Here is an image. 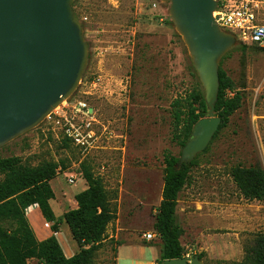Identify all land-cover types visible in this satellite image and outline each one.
<instances>
[{"label": "rangeland", "instance_id": "1", "mask_svg": "<svg viewBox=\"0 0 264 264\" xmlns=\"http://www.w3.org/2000/svg\"><path fill=\"white\" fill-rule=\"evenodd\" d=\"M74 2L89 57L72 95L92 105L107 126L105 133L101 124L95 125L100 147L82 154L59 126L45 118L0 147V157L18 156L30 167L57 164L61 171L54 185L65 193L77 192L81 185L68 183L62 172H81L86 164L102 179L117 211L123 186L121 219L131 222L135 236L142 231L156 233L164 154L169 151L180 157L182 150L172 139L171 104L200 79L193 73L187 45L170 18L169 2ZM241 45L238 42L221 58V66L235 80L242 104L208 148L197 155L177 204L186 255L193 258L204 252V264L241 262L257 235L264 234V200L245 198L231 175L232 167L239 164L264 169V48L247 45L241 50ZM85 90L90 93L84 94ZM3 178L0 174V181ZM159 238L157 234L152 239L156 251L161 249ZM117 243L104 241L92 264H115ZM29 264L41 263L30 259Z\"/></svg>", "mask_w": 264, "mask_h": 264}, {"label": "water", "instance_id": "2", "mask_svg": "<svg viewBox=\"0 0 264 264\" xmlns=\"http://www.w3.org/2000/svg\"><path fill=\"white\" fill-rule=\"evenodd\" d=\"M73 1L0 0V147L37 127L79 85L89 45ZM161 1L170 3V18L187 45L208 109L182 147L181 168L209 146L219 129L220 60L238 40L217 23V0ZM162 264L204 263L196 254Z\"/></svg>", "mask_w": 264, "mask_h": 264}, {"label": "trees", "instance_id": "3", "mask_svg": "<svg viewBox=\"0 0 264 264\" xmlns=\"http://www.w3.org/2000/svg\"><path fill=\"white\" fill-rule=\"evenodd\" d=\"M77 2L75 0L74 4ZM240 48L245 50L248 46L243 44ZM192 69L199 77L193 62ZM219 74L220 90L215 112L222 122L214 138L242 104L236 82L223 69L221 60ZM201 85L199 82L192 86L171 104L172 139L182 147L191 137L194 124L208 114ZM179 159L169 151L164 154V182L154 221V229L162 240L157 264H162L164 259L182 258L187 254L181 242L185 230L178 222L176 212L180 192L189 180L196 158L181 168L178 167ZM59 171L58 165L52 162L30 167L24 165L18 156L0 157V174L4 176L0 181V264H29L30 259H38L41 264L93 263L96 252L105 241L109 224L117 218V208L113 206L102 179L88 165L83 164L81 170L88 187L75 195L78 207L64 214L81 248L78 253L67 257L55 235L39 240L27 217V208L38 205L51 228L58 231L59 219L50 204L55 197L50 181ZM231 175L245 198L264 200L263 168L239 164L232 167ZM198 255L202 259L204 252ZM233 264H264V234L259 233L253 246L246 250L243 260Z\"/></svg>", "mask_w": 264, "mask_h": 264}, {"label": "built area", "instance_id": "4", "mask_svg": "<svg viewBox=\"0 0 264 264\" xmlns=\"http://www.w3.org/2000/svg\"><path fill=\"white\" fill-rule=\"evenodd\" d=\"M214 16L219 26L232 33L238 42L264 48V0H217ZM97 81L93 84L96 85ZM85 93L90 92L85 90ZM46 119L50 125L59 126L64 136L84 155L100 147L101 136L97 134L95 125L101 124L105 133L108 129L100 122L95 108L82 97H75V94L56 107ZM62 173L70 184L82 175L76 170ZM156 236L157 233L147 232L143 237L152 240Z\"/></svg>", "mask_w": 264, "mask_h": 264}, {"label": "crops", "instance_id": "5", "mask_svg": "<svg viewBox=\"0 0 264 264\" xmlns=\"http://www.w3.org/2000/svg\"><path fill=\"white\" fill-rule=\"evenodd\" d=\"M56 177L50 181L55 193V197L50 200V204L57 219H59L58 231H54L51 228V223L46 221L38 205H31L27 208L26 214L39 240H44L52 235H55L61 244L65 255L67 257H71L78 253L81 248L74 239L70 227L64 218V214L68 210L78 207L75 195L85 190L88 187V184L83 175H79L75 183L79 182L81 188L77 192L71 191L70 193H65L62 190L58 191L55 187L54 180ZM123 194L124 190L123 186H121L118 198L119 207L117 211V218L115 219V222L113 220L109 224L107 228V236L105 238V241L108 239H114L118 242L116 247V264H121L122 260L127 261L128 264H157L161 255V249L156 251L155 246L153 245L154 243L152 242L153 240H147L143 237L147 231H142L139 237H137L135 236V231L131 230V222H124L121 219V217H123ZM113 226H115V228ZM110 227L112 229H110ZM137 232L140 231L137 230ZM144 242H146V244ZM159 243L162 244L161 238H159Z\"/></svg>", "mask_w": 264, "mask_h": 264}]
</instances>
